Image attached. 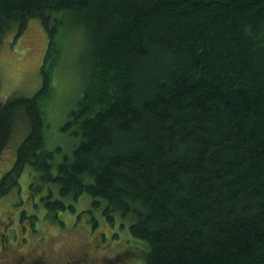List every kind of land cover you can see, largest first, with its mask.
I'll use <instances>...</instances> for the list:
<instances>
[{"label":"trees","instance_id":"16d2710c","mask_svg":"<svg viewBox=\"0 0 264 264\" xmlns=\"http://www.w3.org/2000/svg\"><path fill=\"white\" fill-rule=\"evenodd\" d=\"M33 19L50 38L44 84L0 103V154L28 130L0 202L29 166L50 216L88 194L146 243L144 264H264V0H0V43ZM76 30L85 82L63 128L77 143L57 164L48 63Z\"/></svg>","mask_w":264,"mask_h":264},{"label":"rangeland","instance_id":"374dc122","mask_svg":"<svg viewBox=\"0 0 264 264\" xmlns=\"http://www.w3.org/2000/svg\"><path fill=\"white\" fill-rule=\"evenodd\" d=\"M26 28L17 36V27L13 26L0 43V103L14 95L33 97L44 84L42 68L49 51L48 31L38 19H33ZM58 37L53 46L55 54L48 63L53 96L43 104L46 147L62 148L56 154L57 164L64 154H72L77 143L63 127L74 102L83 94L86 48L79 30L63 31ZM27 132L25 122L20 121L11 144L0 154V178L16 163L17 148ZM24 172L20 187L11 190L0 202V256L5 261L13 263L14 258L21 260L24 256L27 264L34 260L38 264L145 263L146 243L132 239L128 226L122 229L120 216H115V225L108 224L105 215L93 207L88 194L77 200H65L75 206L74 212L67 209L50 216L41 201L47 188L35 192L30 187L33 179L39 177L38 172L29 166ZM51 187L54 197L60 198L58 186ZM24 210L27 217L31 216L26 220L21 217ZM94 219L98 221L97 227ZM129 238L134 241L132 245ZM135 245L141 246L139 257Z\"/></svg>","mask_w":264,"mask_h":264},{"label":"flooded vegetation","instance_id":"af4514ba","mask_svg":"<svg viewBox=\"0 0 264 264\" xmlns=\"http://www.w3.org/2000/svg\"><path fill=\"white\" fill-rule=\"evenodd\" d=\"M21 258H22L21 260H19L18 258H14L13 263H11V262L9 263V262L4 260V257L0 256V264H27L26 258L24 256ZM30 264H38V261L34 260Z\"/></svg>","mask_w":264,"mask_h":264}]
</instances>
